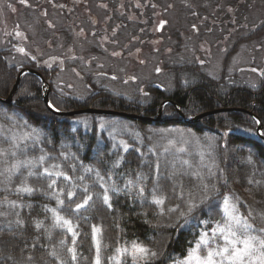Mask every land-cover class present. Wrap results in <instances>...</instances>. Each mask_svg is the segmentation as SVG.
<instances>
[{"label": "trees", "instance_id": "trees-1", "mask_svg": "<svg viewBox=\"0 0 264 264\" xmlns=\"http://www.w3.org/2000/svg\"><path fill=\"white\" fill-rule=\"evenodd\" d=\"M6 52L0 50V96L8 94L18 74ZM193 66L185 82L170 92L157 88L153 97L136 104L116 97L58 100L50 95L60 110L92 105L146 116H156L160 101L168 98L172 102L164 105L158 121L117 114L60 115L44 102L35 74L21 77L13 102H0V168L9 176L0 196L6 191L15 202L6 207L7 221L0 218V264H94L93 227L100 230V264H116L111 259L116 249L131 242L156 253L139 264H182L202 233L212 236L225 223L226 197L252 225L249 234L264 236V74L249 81L226 72L212 75L199 63ZM233 106L253 114L235 110L194 122L181 119L182 114L190 118ZM45 169L53 175L44 174ZM24 184L33 191L16 190ZM68 192L74 195L69 198ZM85 195L91 200L77 210ZM244 196L254 202L252 209ZM154 198H163V204ZM190 201L196 204L192 212L187 211ZM50 210L71 221L75 244L72 233L54 226ZM223 244L217 234L199 254L206 256ZM73 247L75 261L68 252ZM119 261L135 264L126 256Z\"/></svg>", "mask_w": 264, "mask_h": 264}, {"label": "flooded vegetation", "instance_id": "flooded-vegetation-1", "mask_svg": "<svg viewBox=\"0 0 264 264\" xmlns=\"http://www.w3.org/2000/svg\"><path fill=\"white\" fill-rule=\"evenodd\" d=\"M169 1L172 2V0ZM17 2L25 7L24 19L30 20V23L33 16L37 14V25L44 45L33 43L32 50L22 46L20 40H28L26 33L20 28L8 29L7 24L4 23L6 18H4L5 20L0 22V31L2 32L0 43L3 44L2 46L7 44L8 47H0V50L7 51L6 58L17 65L18 72L23 68H30L40 74L47 81V85H50L49 99L50 95H55L58 100L77 98L78 100L101 101L102 99L98 98L112 100V97H116L136 104L145 101L147 97H153L157 88L162 91H171L155 81V76L161 71V67L158 63L156 64V60L152 59L157 54L162 57L164 52H167L166 56L169 57L170 35L172 31H177L172 29L177 26H170L168 18L165 16L166 9L164 13L160 10L157 12L156 7L159 1L17 0ZM14 11L12 9V12ZM11 17L15 20L14 14ZM17 25L20 24L17 23ZM168 26L169 28H167ZM167 31L170 35L167 34ZM178 36L182 38L180 32ZM249 38L248 35L241 41H248ZM38 40L40 41L39 38ZM88 43L89 45H87ZM158 44H160L159 47ZM81 45L84 47L87 45L86 50L108 53L111 57L106 61L109 62L108 66L103 68L100 62L96 70L97 53L85 55L77 50ZM16 47H19V51H14ZM20 49L24 51L21 52ZM159 51L160 53H158ZM166 58L161 62L164 64V74L167 77L171 64L169 63L170 58L168 60ZM114 63L117 68H120V72L115 71ZM141 66H152L153 77L144 81L139 80L135 69H139ZM68 69L80 80V89L85 91L83 95L78 96L72 93V91L74 92L72 88L76 87L75 84L73 85L72 82L62 77V73ZM35 75L41 81L43 96L42 80L37 74ZM113 82L132 86L127 87L132 91L133 96L129 97L113 92L111 88L117 87L113 85ZM51 85L54 86L53 89ZM140 96H143L144 99L142 100ZM165 100L164 105L171 103L168 98L162 99L157 107V112ZM149 103L147 102V104Z\"/></svg>", "mask_w": 264, "mask_h": 264}, {"label": "rangeland", "instance_id": "rangeland-1", "mask_svg": "<svg viewBox=\"0 0 264 264\" xmlns=\"http://www.w3.org/2000/svg\"><path fill=\"white\" fill-rule=\"evenodd\" d=\"M157 1L160 3L158 2L156 7L158 11H156L164 13L166 9L165 16L168 18L171 27L177 26L172 28L177 31H172L171 35L167 31V34L170 35L169 57L166 56L167 52H164L162 57L158 54L152 57L153 60H156V64L158 63L161 67V71L155 76L156 82L161 83L168 90H171L177 82H185L186 79L190 77L188 72L192 71V67H194L193 65L195 63H199L202 69L212 75H219L222 72H226V74H231V76L233 74V76H235L234 78L240 76L242 79H247L249 81H257V79L264 74V0ZM24 8L23 4H18L17 0H0V22L6 18L4 23L7 24L6 27H8V29L20 28V30H23L28 40H20V43L22 46L24 45L32 50V47L34 48L33 43L44 45V42L41 41L40 30L37 25V14L33 16L32 22L30 23V20L24 19ZM12 9L15 11L12 12ZM13 14L16 21L11 17ZM17 23L20 25L18 26ZM167 28H169V26ZM179 32L182 38L178 36ZM256 32H258L257 35H255ZM1 33L0 31V37ZM248 35L250 37L248 41H241ZM2 45L3 44H1L0 47H8L7 44L4 46ZM87 45H89V43ZM86 46H78L77 50L83 52L85 55L97 53L98 56L95 58L97 62L95 66L96 70L100 62L103 68L108 66L109 62L106 61L111 59L108 53L86 50ZM159 46L160 44H158V47ZM14 51H19V47H16ZM158 53H160V51ZM164 58H166V60L170 58L169 63L171 64L167 72V77L164 74V64L161 62ZM116 63L119 64L118 62ZM116 63H114L115 71L120 72V68L116 67ZM135 70L138 79H142L141 81L153 77L152 66H141L139 69L136 68ZM233 76L232 79H234ZM62 77L72 82L73 85L75 84L74 86L76 87L72 88V90H74L72 93L78 96L85 93L82 88L80 89V80L71 70H65L62 73ZM113 83L114 86H117L111 88L113 92H118L129 97L133 96L132 91L127 87L130 86L129 84L127 85L120 82ZM49 87L50 85L48 86V91ZM51 88L53 89L54 86L51 85ZM140 98H142V100L144 99L143 96H140ZM8 182L9 176L7 175L6 169L0 168V186H5ZM244 198L248 207L252 209L254 207L252 199L247 196H244ZM7 206H11V200L6 196V191H3V194L0 196V218L4 221L5 219L7 221L5 216L8 211L6 210ZM133 243L136 242L126 244L121 248L130 249ZM124 256L130 257L132 261H134L131 255H123L120 256L119 259ZM134 262L137 264L136 261Z\"/></svg>", "mask_w": 264, "mask_h": 264}, {"label": "snow or ice", "instance_id": "snow-or-ice-1", "mask_svg": "<svg viewBox=\"0 0 264 264\" xmlns=\"http://www.w3.org/2000/svg\"><path fill=\"white\" fill-rule=\"evenodd\" d=\"M23 52V49H20ZM159 71V69H157ZM43 161V157L41 158ZM25 164H30V161L23 162ZM19 167V163L17 165H13V169ZM91 171V169H87ZM33 173H30V175ZM44 174L48 176L53 175L50 173L48 169L44 170ZM55 175L64 176L65 179H70L63 172H56ZM55 181L49 185L51 188L54 185ZM18 192L23 193H31L33 189L26 184L18 187L16 189ZM143 189H141V192ZM68 197L71 198L74 193L68 192ZM107 193L104 196L105 203L108 202ZM206 199V197H205ZM91 200V196L85 195L82 203L76 204V209L84 207ZM154 202L157 205L163 204V198H154ZM13 206H15V202H11ZM57 203L62 205L64 203L63 200H60L57 197ZM196 207V204L193 202H189L188 204V212H192ZM173 209H169L172 211ZM53 211L54 214V226H58L61 228H66L68 232L72 233L73 244H75V238L77 233L74 231L72 223L70 220L60 216L58 213ZM185 212H181V216H185ZM224 216L225 223L223 225H217L215 229H213L212 236H209L207 233H202L200 239L197 241L194 248L189 250L188 257H186L185 261L182 264H264V236L251 235L249 234V229L252 228V225L248 223L247 217L241 216L238 214V211L234 204H230L228 198H225V207H224ZM17 224H22V221H17ZM38 228L41 226L39 222L36 225ZM100 230L96 227H93L92 231V239L93 243L96 247L97 255L94 261V264H100V248L101 241L98 238ZM261 233H264V228L260 229ZM217 234L222 237L224 240V246H218L215 249H209L206 256H201L200 250L201 247L207 248L209 246L210 241H214ZM63 243V241H61ZM68 252L71 253L72 261H75L77 258L75 248H69ZM51 255L55 256L56 253L53 251ZM123 255H131L134 258V261L139 264L140 261H146L149 257L155 256L156 253L151 252L148 248L143 245L133 243L131 248H117L116 256L111 259L116 261V264H120L119 257Z\"/></svg>", "mask_w": 264, "mask_h": 264}, {"label": "water", "instance_id": "water-1", "mask_svg": "<svg viewBox=\"0 0 264 264\" xmlns=\"http://www.w3.org/2000/svg\"><path fill=\"white\" fill-rule=\"evenodd\" d=\"M33 72L35 74H37L41 80H42V84L44 87V91H43V100L44 102L47 104V106L53 110L54 112L60 114V115H75L78 113H99V114H117V115H122V116H127V117H131V118H138V119H149V120H154V121H158L162 119V106L164 105V103L166 102V100L164 102H162L157 115L156 116H145V115H141L138 113H132V112H128V111H122V110H117V109H113V108H100V107H93V106H87V107H82V108H76V109H69V110H60L57 109L56 107L53 106V104L50 102L49 99V95H48V86H47V82L45 81V79L36 71H34L33 69L30 68H23L18 72V75L16 77V80L10 90V92L7 94V96H0V102L6 103V104H11L13 102V94L17 89V86L19 84V81L22 77V75L27 72ZM170 102H172L170 100ZM235 110H244L247 111L251 114H253L250 110L245 109V108H241V107H217L214 109H210V110H205L199 114L194 115L191 118H187L185 115H181V119L186 121V122H194L198 119H200L201 117L208 115V114H213L216 112H221V111H235ZM261 124L258 120V126H257V131L258 133H260L261 130Z\"/></svg>", "mask_w": 264, "mask_h": 264}]
</instances>
